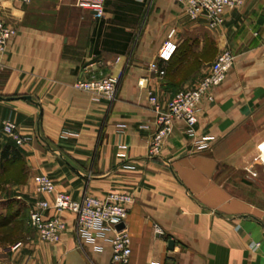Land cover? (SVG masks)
Wrapping results in <instances>:
<instances>
[{"label":"crops","instance_id":"obj_1","mask_svg":"<svg viewBox=\"0 0 264 264\" xmlns=\"http://www.w3.org/2000/svg\"><path fill=\"white\" fill-rule=\"evenodd\" d=\"M100 4V16L72 0L0 6L17 31L0 53V121L30 136L15 145L0 131V147L21 155L0 164V176L12 179L2 181L5 201L28 208L51 202L52 194L35 189V174L76 200L125 192L133 196L125 264H264V0L227 9L214 28L204 18L189 21L182 9L179 27L175 0ZM172 27L178 47L160 76L149 65H161L158 49ZM180 28L191 38H179ZM209 39L233 52L232 66L214 99L202 101L194 135L176 121L150 155L157 128L150 98L164 104L194 86L211 62L200 55ZM107 76L119 77L112 100L73 87L77 79ZM203 137L208 145L200 149ZM61 215L59 241L29 231L16 246H0V263L119 264L111 260L110 231L85 241L76 236L74 215Z\"/></svg>","mask_w":264,"mask_h":264},{"label":"built area","instance_id":"obj_2","mask_svg":"<svg viewBox=\"0 0 264 264\" xmlns=\"http://www.w3.org/2000/svg\"><path fill=\"white\" fill-rule=\"evenodd\" d=\"M15 4H29L31 0H0ZM245 0H175L181 7L189 21L200 18L206 20L208 28L220 25L227 9L238 8ZM76 5L88 6L96 11V16L101 15L100 0H73ZM16 28L8 23L0 10V53L6 49L8 41L16 35ZM178 47L176 29L170 28L166 38L158 49L157 62L150 63V69L156 74L163 75L165 64L172 58ZM233 52L227 48L219 49L213 60L206 68L203 75L192 87L178 89L164 103L160 104L151 97L156 112L157 128L152 134L148 153L156 155L168 135L171 133L176 121L185 125V133L194 135V125L203 100L212 101L214 90L219 87L226 77V73L234 62ZM119 77L107 76L100 78L77 79L73 87L86 91L97 97L112 100L115 96ZM0 131L13 140L15 145L26 143L30 136L17 132L14 123L9 119L0 121ZM209 138L203 137L196 140L198 148L203 149L208 145ZM35 189L46 195L52 194L53 199L36 200L29 211V225L37 236L46 242H57L61 233L66 228V221L62 212L74 215L76 236L85 241H93L96 232L101 229L110 231L109 244L111 260L115 263L125 264L131 254L130 236L126 227V219L133 196L125 192H108L103 197L85 194L81 199H73L68 193L55 191L52 180L45 174H35L32 177ZM52 211V213H50ZM123 223L124 227L117 229L116 225ZM18 243H14L16 246ZM257 245V244H256ZM6 264V263H0Z\"/></svg>","mask_w":264,"mask_h":264},{"label":"rangeland","instance_id":"obj_3","mask_svg":"<svg viewBox=\"0 0 264 264\" xmlns=\"http://www.w3.org/2000/svg\"><path fill=\"white\" fill-rule=\"evenodd\" d=\"M73 1V0H72ZM181 7L178 5V26L181 27L184 25L183 22V17L182 14L180 13ZM180 34H179V38H191L189 36V34L191 32L188 31V29L186 28H180ZM205 39L208 38L207 36H205ZM185 41V40H184ZM186 42V41H185ZM205 44L203 45V49L200 52V55L207 57L210 61L213 60V58L215 57V55L217 54V52L219 51L217 45L211 40H207L206 42H204ZM185 43L182 42L179 45V48H181L183 50ZM12 180L10 177L6 176V177H2L0 176V216H4L7 214H11V213H15L16 208H18V212L16 215V223L14 225V228L12 230L13 234L11 236L8 235H4V237L2 239H0V246L4 247V246H8V245H12L13 243H16L23 235H25L26 233H28L29 231H33V229L30 227L29 225V211L30 208H28L27 206L24 205V203L20 200H15V199H8L7 201H5V198L7 196V193L5 191V189H3V183L2 181H10ZM3 184V185H2ZM20 230H22V232L20 233ZM16 231V232H15ZM14 233L19 234L20 233V238L19 239H10L14 236ZM3 236V235H2ZM7 237V238H6Z\"/></svg>","mask_w":264,"mask_h":264},{"label":"trees","instance_id":"obj_4","mask_svg":"<svg viewBox=\"0 0 264 264\" xmlns=\"http://www.w3.org/2000/svg\"><path fill=\"white\" fill-rule=\"evenodd\" d=\"M7 158H11L13 160H20L21 155L15 148L9 145H3L0 147V164H2L3 160ZM17 212L18 208H16L15 213H9L7 215L0 216V239H2L4 235L11 236L13 234L12 230L16 223ZM21 232L22 230H20V233ZM20 233H14V236L10 239H19Z\"/></svg>","mask_w":264,"mask_h":264},{"label":"water","instance_id":"obj_5","mask_svg":"<svg viewBox=\"0 0 264 264\" xmlns=\"http://www.w3.org/2000/svg\"><path fill=\"white\" fill-rule=\"evenodd\" d=\"M122 227H124V224H123V223H119V224L116 225V228H117V229H120V228H122ZM172 244H173V240H172V239H169V240H168V245H169V246H172Z\"/></svg>","mask_w":264,"mask_h":264}]
</instances>
